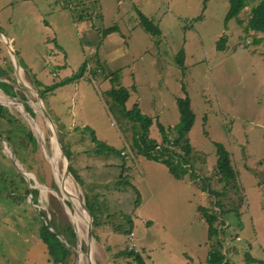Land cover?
I'll return each mask as SVG.
<instances>
[{
	"label": "rangeland",
	"instance_id": "374dc122",
	"mask_svg": "<svg viewBox=\"0 0 264 264\" xmlns=\"http://www.w3.org/2000/svg\"><path fill=\"white\" fill-rule=\"evenodd\" d=\"M258 1L246 0L237 17L226 21L229 0H0V81L19 91L11 96L0 88V103L23 130L7 141L15 122L1 120L0 264H53L39 238L45 219L35 216L43 209L47 220L66 224L61 214L51 217L52 195L76 233L74 243L61 234L72 250L70 264H135L118 255L124 249L141 253L146 264H201L217 242L235 264H264V33L245 30ZM139 12L160 34L142 28ZM110 26L119 30L106 34ZM84 61L80 79L43 98L32 84V79L57 82ZM112 72L129 90L126 107L137 103L153 117L150 136L157 140L156 120L172 127L178 120L176 98L189 96L195 115L188 132L193 174L174 178L165 165L132 150L131 131L104 102ZM40 103L59 144L72 146L68 162L56 139L51 142ZM85 126L117 152L95 154ZM217 142L230 153L236 187L223 189L218 182ZM11 158L26 184L1 179L16 171ZM67 163L82 179L66 176L76 198L60 191L58 176ZM85 198L100 217L96 225L81 206ZM201 206L226 211L215 223L219 235L211 239Z\"/></svg>",
	"mask_w": 264,
	"mask_h": 264
},
{
	"label": "trees",
	"instance_id": "16d2710c",
	"mask_svg": "<svg viewBox=\"0 0 264 264\" xmlns=\"http://www.w3.org/2000/svg\"><path fill=\"white\" fill-rule=\"evenodd\" d=\"M246 6V0H229V8L225 15V20L228 21L232 18H236L240 10ZM140 25L142 28L152 34H160L158 27L153 24L152 20L139 12ZM241 22V21H240ZM117 26H110L105 29V33L109 34L112 32L118 31ZM245 30H253L264 33V0H260L255 4L250 11V16L245 24ZM258 40H261L258 38ZM223 41V39H221ZM222 46V44H221ZM219 45L218 48H221ZM182 51L180 50L177 57V63L182 64ZM175 57V58H176ZM86 63L85 61L82 65L75 71L72 75L62 78L61 80L54 82L50 85H44L42 82L32 79V84L34 87L38 88V92L41 98L45 95L51 94L56 89L61 86H64L70 82H74L77 79H80L85 73ZM110 87L104 92L103 98L104 102L107 105L109 112L115 116L119 123L128 128L131 131V148L133 151L143 155L149 160H153L155 162L162 163L168 169V172L174 178H182L186 174H193L191 166L189 165L188 156L191 155L193 151V147L188 138V132L190 131L193 123L195 115L190 105L189 96L186 94L184 97H177L176 104L178 109V120L177 122L171 126H164L161 122L156 120V124L160 133V140H157L150 136V126L153 123V117L142 113L140 107L137 103H134L131 108L126 107V101L129 99L130 93L129 90L123 86L119 80V75L115 72H112L109 77ZM0 88L8 92L11 96H15L19 93V91H14V88L10 84H6L0 81ZM23 96V94H21ZM25 109L28 113L33 116V111L29 106L24 105ZM1 120L5 121L7 124H12L15 122V126L10 128L11 130L4 137L7 141H14L15 136L19 135L20 132H23L22 129L17 126L20 125L19 120L15 119L12 114L9 113L8 108L5 105L0 103V126ZM85 132L91 133V139L96 143L97 146L93 149L95 154H109L111 152H115L116 150L109 145L98 141L89 130L88 126L84 127ZM68 132V131H67ZM4 129L0 127V137L1 134H4ZM264 135V132H263ZM29 140L35 142V137L30 135ZM45 140H48L45 138ZM60 140V138H59ZM61 147L67 158L71 160V152L72 146L69 148L65 145L61 140ZM216 146V175L218 177V182L223 185V189H225L228 185L236 187V178L237 172L233 169L230 160V153L225 148V146L221 143H215ZM119 150V154H120ZM117 152V151H116ZM13 173V174H12ZM12 173L6 176L1 177L3 181L6 183L10 181V185H12L15 177L18 178L21 182L25 183L24 177L21 176L17 171L12 168ZM69 173L72 175L75 181L78 183H82V179L79 173L76 171L72 164L69 165ZM121 177V176H120ZM10 178V179H9ZM127 183V182H125ZM57 183L54 184V188L57 189ZM206 190V189H205ZM211 191V194L216 196H220L223 193ZM32 194L36 197L38 190L36 188L31 189ZM54 198V202L56 208L53 209L51 205H49V212H51V217H53L56 213L63 215L64 218L67 219L66 224L57 225L55 221L48 219L51 227L57 232L63 235L64 238H68L69 242L76 240V233L73 229L72 224L69 221V218L66 216L65 210L62 207V204L57 199L56 196L52 195ZM67 206H71V203L67 200L64 201ZM219 207H223L221 201L215 202ZM85 207L88 209L90 214L93 217L92 224L96 225L100 217H98L95 213L96 211L91 206V203L87 198H85ZM61 209V210H60ZM199 210L202 212V215L206 219L207 223V232L208 237L211 239L214 235H219V230L216 227L215 223L217 219L226 211L210 212L206 207H200ZM94 211V213L92 212ZM40 214H35V216L39 219L40 217H46V212L43 209L39 210ZM39 227V238L41 242L44 244L45 253L47 255V260L52 262L53 264H70L72 250L66 245V242L61 240L55 233L49 231L47 223L43 220L40 221ZM130 232V231H129ZM119 256L124 257L125 259L130 258L135 264H146L145 259L141 253L136 251L135 249H124L118 253ZM235 258L232 257V253L230 251H222V246L219 242H217L212 248L208 251L205 262L201 264H235ZM247 260H250L248 258ZM128 263L130 260L127 259Z\"/></svg>",
	"mask_w": 264,
	"mask_h": 264
},
{
	"label": "water",
	"instance_id": "95a60500",
	"mask_svg": "<svg viewBox=\"0 0 264 264\" xmlns=\"http://www.w3.org/2000/svg\"><path fill=\"white\" fill-rule=\"evenodd\" d=\"M38 97H39V96H38ZM39 98H40V97H39ZM40 109H41V112L43 113L44 117L46 118L47 123H48L49 125H52V126H53V122H52V120H51L49 114L47 113V111L45 110V108L42 106L41 103H40ZM24 110L26 111V109H24ZM53 129H54V126H53ZM55 139H56V141H57L56 133H55ZM1 141H2V140H0V142H1ZM2 142H3V141H2ZM57 144L59 145V148L61 149V151H62V153H63V155H64L66 161L68 162V158H67L66 154L64 153V151L62 150V147H61V145L59 144L58 141H57ZM13 160H14V159L11 158V161H12V164H13L14 168H15L16 171L20 174L21 172H19V171H21V170H20V168L16 165L15 161H13ZM52 165H53V167L55 168V163L52 162ZM68 172H69V164L67 163L66 166H65L64 173H63L62 177L59 178L60 191H61L62 193H64L65 195H67V196H73V197H76L71 191H69V190H67V189L65 188V184H64V183H65L66 176H67V173H68ZM33 199H34V198H33ZM33 205H34V202H31V206H32V208H33ZM81 206H82V208H83L85 211H87V213L90 215V212L88 211V209H87L83 204H81ZM44 219H45V223H47V226H48L49 231L52 232V233H55V234H56L61 240L64 241V239L62 238L61 234H60V233H57V232L51 227V225L49 224L47 218L44 217ZM87 233H88V238H89V237L91 236V226H90V223H89V225H88ZM65 239L68 240V238H65ZM64 242H66V241H64ZM67 245H68V244H67ZM68 246H69V245H68Z\"/></svg>",
	"mask_w": 264,
	"mask_h": 264
},
{
	"label": "bare ground",
	"instance_id": "6f19581e",
	"mask_svg": "<svg viewBox=\"0 0 264 264\" xmlns=\"http://www.w3.org/2000/svg\"><path fill=\"white\" fill-rule=\"evenodd\" d=\"M5 39V38H4ZM12 47H10V49H11ZM1 96V95H0ZM36 103V102H35ZM11 105L13 104V103H10ZM34 104V103H33ZM16 106V105H15ZM20 108V107H19ZM18 110H20V109H18ZM28 117V116H27ZM32 120V119H31ZM35 125V124H34ZM48 127H49V130H51V142L52 143H56L55 142V135H54V133H53V126L52 125H49L48 124ZM39 129V128H38ZM40 134H41V132H40ZM43 143V142H42ZM57 145V144H56ZM57 147V146H56ZM55 152V151H54ZM52 162L54 163V160L52 159ZM59 167V166H58ZM59 178H61L60 176H58V183H59ZM64 184H66V183H64ZM59 187H60V183H59ZM65 188L67 189V187H66V185H65ZM67 190H69V189H67ZM64 195V194H63ZM64 197H66V196H64ZM68 197V196H67ZM73 197V196H72ZM69 198V197H68ZM76 198V197H75ZM71 199V198H70ZM77 212V211H76ZM79 215V214H78ZM81 215V214H80ZM84 218V217H83ZM80 256V255H79Z\"/></svg>",
	"mask_w": 264,
	"mask_h": 264
},
{
	"label": "crops",
	"instance_id": "0c3cea01",
	"mask_svg": "<svg viewBox=\"0 0 264 264\" xmlns=\"http://www.w3.org/2000/svg\"><path fill=\"white\" fill-rule=\"evenodd\" d=\"M133 104H134V103H133ZM133 104H132V105H133ZM164 126H165V125H164ZM158 140H160V138H159Z\"/></svg>",
	"mask_w": 264,
	"mask_h": 264
}]
</instances>
